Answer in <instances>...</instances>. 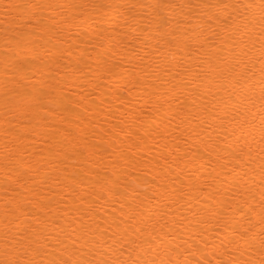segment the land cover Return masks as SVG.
Returning a JSON list of instances; mask_svg holds the SVG:
<instances>
[{
	"label": "bare ground",
	"instance_id": "1",
	"mask_svg": "<svg viewBox=\"0 0 264 264\" xmlns=\"http://www.w3.org/2000/svg\"><path fill=\"white\" fill-rule=\"evenodd\" d=\"M0 264H264V0H0Z\"/></svg>",
	"mask_w": 264,
	"mask_h": 264
}]
</instances>
